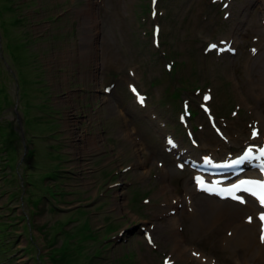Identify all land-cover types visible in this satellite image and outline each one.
Wrapping results in <instances>:
<instances>
[{
  "label": "rangeland",
  "instance_id": "1",
  "mask_svg": "<svg viewBox=\"0 0 264 264\" xmlns=\"http://www.w3.org/2000/svg\"><path fill=\"white\" fill-rule=\"evenodd\" d=\"M155 8L151 0H0V264H205L192 246L236 264L219 247L223 227L212 240L202 231L190 238L185 213L187 246L175 249V196L162 186L168 174L179 217L192 208L184 191L194 168L177 162L230 158L252 145L253 106L264 107L243 84L264 73V0H158ZM205 92L238 141L213 133L199 107ZM184 102L195 112L188 128L179 125ZM169 139L179 148L168 149Z\"/></svg>",
  "mask_w": 264,
  "mask_h": 264
},
{
  "label": "bare ground",
  "instance_id": "2",
  "mask_svg": "<svg viewBox=\"0 0 264 264\" xmlns=\"http://www.w3.org/2000/svg\"><path fill=\"white\" fill-rule=\"evenodd\" d=\"M261 32L264 33V29H260V35ZM262 63L263 60L259 59L255 65L262 68ZM243 86L245 91L252 95L255 100L260 102L261 106L264 107V73L260 74L257 80L245 81ZM241 96L244 98L242 93ZM253 107V112L257 121L256 128L258 131H260V129L263 131L262 133L258 132L256 140L253 141V143H258L262 137L264 138V112L257 109L258 105H256V107L254 105ZM211 112L213 113V111ZM228 137L229 135L227 139H229ZM240 141H242V139H240ZM199 147L204 149V147ZM166 171L165 169L163 173ZM252 174H256V171ZM167 177L168 174H165L162 189L165 191L167 190L170 194L175 196L173 198L177 199V193L173 189L172 184L165 179ZM184 192L187 199H189L190 195L191 198L193 195L196 196L193 197V200H190L192 208H185L179 217L176 211L181 200L179 201V199H177L171 207L172 211H174L170 218L172 229L171 238L173 239L176 250L183 253V248L187 246L184 245L183 235L179 231L181 229L180 222L185 213L187 215L186 219L191 221V225L188 224L186 232L190 238L197 237L200 234L199 232L202 231L208 240H212L216 235V231L223 227V230H221L223 237L218 241L219 247L231 254L236 264H264V232L260 217L263 211L261 205L256 200L246 198L244 204H239L235 201L218 199L214 196L199 195V197H197V183H195V185L189 183ZM196 197L199 199L198 201H196ZM257 216L260 217L259 224L256 222ZM250 217L251 219H249ZM199 248L200 247L192 246L189 251L195 258L201 259V263H215L211 254H207Z\"/></svg>",
  "mask_w": 264,
  "mask_h": 264
},
{
  "label": "snow or ice",
  "instance_id": "3",
  "mask_svg": "<svg viewBox=\"0 0 264 264\" xmlns=\"http://www.w3.org/2000/svg\"><path fill=\"white\" fill-rule=\"evenodd\" d=\"M242 183L245 186L241 187L240 185H237L235 186V191L250 192L251 195L258 198L259 202L261 203V206L264 207V181H244ZM249 185L256 186L259 189V192L253 191L250 187H248ZM231 198L234 200L239 199L241 202H244L241 197H238L236 195H232ZM249 219H251V217ZM261 220H264V214L261 215Z\"/></svg>",
  "mask_w": 264,
  "mask_h": 264
}]
</instances>
